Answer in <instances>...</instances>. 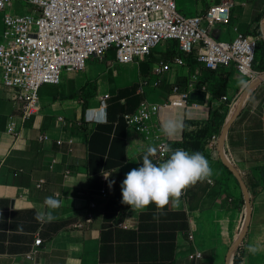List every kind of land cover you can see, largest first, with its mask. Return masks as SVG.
<instances>
[{"label":"crops","instance_id":"crops-1","mask_svg":"<svg viewBox=\"0 0 264 264\" xmlns=\"http://www.w3.org/2000/svg\"><path fill=\"white\" fill-rule=\"evenodd\" d=\"M233 1L230 26L246 35L264 28V0ZM2 33L0 13V40ZM137 66L139 79L151 75L150 66ZM201 68L205 72L198 74L200 79L219 78ZM233 71L227 88L236 76ZM88 73L87 68L67 73L59 85L43 86L40 110L23 124L19 136L8 134L7 125L10 117L21 115V103L14 89L2 85L0 73V264H193L189 256L195 251L203 254L197 264H231L230 251L248 213L244 190L250 196L251 220L235 255L239 264H264V85L252 82L244 90V82L234 96L225 94L233 100L244 90L243 100L248 98L225 138L224 148L236 171L227 166L219 147L208 142L202 154L213 169L214 185L198 181L190 187L189 201L180 199L178 206L170 203L162 210L150 204L140 210L122 203L121 185L131 169L142 166L151 144L120 120L137 110L142 96L137 95V83L127 87L123 80L115 87L102 73L95 74V94L85 98L95 78ZM104 95L110 96L107 122L83 124L86 108L98 107ZM165 96L159 90L154 103H161ZM211 96L201 102L203 109L183 110V124L185 120L204 123L212 108L223 105ZM175 110H170L172 115ZM229 116L228 111L223 114L222 124ZM183 130L172 144L182 141ZM45 134L49 139L40 140ZM71 138L73 152L68 154L67 144L60 147L56 140ZM54 157L58 164L51 168ZM150 159L158 164L155 153ZM103 173L109 175L106 183ZM41 179L46 181L43 190L36 186ZM103 188L107 200L101 195ZM50 196L63 201L62 206L48 209L44 201ZM90 203H95L94 209ZM41 211H52L55 219L37 221L36 213ZM88 212L94 215L92 223L75 228ZM38 237L43 240L41 252L31 263L23 255ZM225 244L229 245L226 250ZM250 245L258 251L249 252Z\"/></svg>","mask_w":264,"mask_h":264},{"label":"built area","instance_id":"built-area-1","mask_svg":"<svg viewBox=\"0 0 264 264\" xmlns=\"http://www.w3.org/2000/svg\"><path fill=\"white\" fill-rule=\"evenodd\" d=\"M27 3L31 12L19 15L10 11L14 7L13 0H0L3 17L1 83L14 89L16 99L21 103V115L9 118L7 133L10 135L19 136L23 124L38 113L43 86L59 85L64 73L84 71L92 60L103 61L110 51L115 52L118 64L126 65L136 60L143 62L160 46L173 42L178 44L181 55L174 56L172 60L160 57L153 63L151 75L138 84L137 94L142 96L139 107L135 112L124 115L127 127L143 135L156 148L155 161L158 164L168 158L172 144V139L161 132V125L167 120L162 111L165 108L198 111L203 109L201 102L192 97H200L202 101L212 98L208 87L200 84L199 75L192 74L185 90L176 83L172 85L168 103L150 102L146 97L147 88H161L174 67L182 68L195 62L208 71L231 69L248 79L244 90L252 82L264 85V73L254 68L261 41L258 36L246 35L237 26L233 27L236 37L231 42L217 40L210 35L211 27L231 25L233 0H213L207 9L191 17L182 14L177 0H27ZM244 90L233 100L226 95L221 97L222 102L228 103L230 117L235 112L239 96H244ZM109 99V95H104L98 107L86 109L83 124L106 123ZM226 122L220 134L212 136L209 143L223 149L229 159L224 148L229 130L225 129ZM48 139L46 134L40 137V140ZM56 143L60 147L67 144V153L73 152L72 138L68 141L57 139ZM56 164L58 160L54 157L51 168ZM69 174L70 171H66V175ZM108 177L107 173L102 174L105 183ZM45 184V179H41L36 186L43 190ZM195 184L185 189L180 199L189 201L190 187ZM209 184L214 185L213 181ZM101 195L108 199L106 189L101 190ZM95 206V203H90V209ZM93 218V213L88 212L84 222L76 223L74 227L83 229L92 223ZM189 238L193 240V235ZM42 244L43 240L36 238L23 255L24 259L35 263ZM202 258L200 251L189 256L193 264Z\"/></svg>","mask_w":264,"mask_h":264},{"label":"clouds","instance_id":"clouds-1","mask_svg":"<svg viewBox=\"0 0 264 264\" xmlns=\"http://www.w3.org/2000/svg\"><path fill=\"white\" fill-rule=\"evenodd\" d=\"M181 120L169 118L161 125V132L169 139L175 138L184 128ZM156 148L149 147L143 156L142 166L131 169L122 182V203L131 209H145L154 204L158 210L170 203L176 207L185 189L198 181L212 182L213 169L208 159L200 152L186 151L182 148L169 149L170 156L159 164L150 157ZM63 201L47 197L44 204L50 210L58 209ZM35 219L51 222L55 219L52 211L37 212ZM255 246H249V252L256 253Z\"/></svg>","mask_w":264,"mask_h":264},{"label":"rangeland","instance_id":"rangeland-1","mask_svg":"<svg viewBox=\"0 0 264 264\" xmlns=\"http://www.w3.org/2000/svg\"><path fill=\"white\" fill-rule=\"evenodd\" d=\"M13 1H14V7L10 9L12 13L19 14V15H25L31 12V7L27 3V0H13ZM212 1L213 0H177V5L183 15L191 17V16H195L199 14L202 10L207 9L208 6L211 5ZM209 32L213 38L217 40H221V41L231 42L236 37V33L234 32L233 26H214L210 28ZM254 35L262 39L264 35V28H262L261 31H255ZM167 52H170L169 56L167 55ZM178 54H179L178 51L174 49V46L170 43V44H166V45L158 47L143 62L136 60V62L132 64L123 66L121 64H118L116 60L114 59L115 58L114 51H110L106 55L105 63H103L104 61L93 60L91 62L92 64L89 63L87 65V69L89 70L88 75L95 76V74L103 73L106 76V78L112 80V85L115 87H119V84L123 80L124 82L125 80H127V82H125L127 87L133 86L136 83L138 86L139 81L141 79H139V76H138V66L137 65L143 64L145 65V67L150 66L152 69V66H153L154 61L156 60V57L159 56V57L165 58V55H167L166 59L172 60V58ZM190 72H192V74L201 75L205 71L202 70L200 65H195L191 68L189 66L182 67V68L174 67L173 71L169 74L168 79H166V82H165V84H167L166 87L163 89V86H164L163 85L159 89L147 88L146 97L148 98L150 102H155V99L158 98V91L161 90L165 93L166 96L162 98V100L160 101L161 102L160 104L164 105L168 103V98H169V95L171 94L168 92L172 88V85L176 83L179 77H186ZM218 72L220 73L219 75L230 76L231 69L222 68ZM233 73L234 75L236 74V76L232 78L230 85L227 88V92L229 93L230 96H234L236 94V91L239 89V87L248 80L246 77H243L242 75H240L237 71H233ZM64 75L65 73L63 74V76ZM146 77H149V76H146ZM48 86L50 85H45V87H48ZM115 87H113V91H115ZM138 96L140 97V95ZM242 99H243V95L241 94L237 101L238 104H237L236 109H238V106L240 105V102ZM229 118L230 116L227 119ZM141 136L143 137V135ZM228 246H229L228 244H225V250L228 248Z\"/></svg>","mask_w":264,"mask_h":264},{"label":"trees","instance_id":"trees-1","mask_svg":"<svg viewBox=\"0 0 264 264\" xmlns=\"http://www.w3.org/2000/svg\"><path fill=\"white\" fill-rule=\"evenodd\" d=\"M171 44L174 46V49H176L178 53L180 54L178 44L176 42H173ZM169 54L170 52H167L168 56ZM167 55H165V58H167ZM195 65H198V64L193 62L189 64V67L191 68ZM254 68L256 69V71L264 72V40L259 42L258 49L256 52ZM218 71H211V72H213L212 74H215V73L220 74ZM191 74L192 72H190V75ZM100 75L101 74L99 73L97 77H99ZM222 77H227V78L222 79ZM95 80H96V77L92 79V83H89V90H88L89 92H86L85 98H89V96L91 97L95 94V91H96V86L94 82ZM227 80H228L227 75L226 76L219 75V78L217 80H214L212 78H202L200 79V84H205L208 87L209 92L212 93L215 99H221V97L225 96L226 91H227ZM187 81H188V76L179 77L176 81V84L179 85L183 90H185L187 88ZM200 102H203V101H200ZM227 111H228V103H223L222 106H219L217 108H212L210 110L209 119L204 123H198V122H194L190 120H185L184 122L185 127L183 130V139L180 143L171 144L170 145L171 149L175 150L177 148H182L186 151H189L190 153L192 152L203 153L206 145L208 144L212 136L220 134L221 129L223 127L222 125H224V123L222 124V117H223V114L226 113ZM120 121L122 123L123 122L125 123L124 117L121 118ZM98 125L99 124H97L96 126ZM239 263H240V260L237 257V255H235L234 264H239Z\"/></svg>","mask_w":264,"mask_h":264},{"label":"water","instance_id":"water-1","mask_svg":"<svg viewBox=\"0 0 264 264\" xmlns=\"http://www.w3.org/2000/svg\"><path fill=\"white\" fill-rule=\"evenodd\" d=\"M193 99H197L199 101H202V99L200 97L198 98H194L192 97ZM245 101H243V99L241 100L240 102V105L238 106V109H236L233 117H230L228 119V121L226 122V127L225 129H229L230 128V125L232 123V121L235 119V117L238 115V113L240 112V110L242 109L243 107V104H244ZM224 138L225 136H223V141H224ZM221 154H222V157L224 159V161L226 162L227 166L233 171L235 172V168L234 166L232 165V163L229 161V159L227 158V156L225 155L224 153V150L221 149L220 150ZM237 175V174H236ZM244 195H245V198H246V201H247V207H248V213L246 215V219L244 221V225H243V228H242V231L240 232V235L239 237L237 238L235 244L233 245L231 251H230V257H231V264L233 263V258H234V255H235V252H236V249L237 247H239V245L242 243L247 231H248V228H249V224H250V220H251V201H250V196L247 194V190H244Z\"/></svg>","mask_w":264,"mask_h":264},{"label":"bare ground","instance_id":"bare-ground-1","mask_svg":"<svg viewBox=\"0 0 264 264\" xmlns=\"http://www.w3.org/2000/svg\"><path fill=\"white\" fill-rule=\"evenodd\" d=\"M263 24H264V23H263ZM172 109H175V108H172ZM170 110H171V108H165V109L162 111V114H163V117H164V118L169 119L170 117L172 118V117L174 116L175 119H179V120L182 119L183 109H176V110H175L176 112H175L174 115L171 114L172 112H170ZM176 113H178V115H177ZM199 113H201V112H199Z\"/></svg>","mask_w":264,"mask_h":264}]
</instances>
